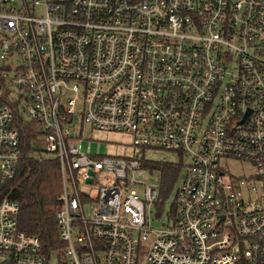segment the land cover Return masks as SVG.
<instances>
[{
    "label": "built area",
    "instance_id": "built-area-1",
    "mask_svg": "<svg viewBox=\"0 0 264 264\" xmlns=\"http://www.w3.org/2000/svg\"><path fill=\"white\" fill-rule=\"evenodd\" d=\"M0 64V264L58 259L7 190L17 101L59 162L60 264H264V0H0ZM86 126L132 154H97ZM145 150L190 160L162 227Z\"/></svg>",
    "mask_w": 264,
    "mask_h": 264
},
{
    "label": "trees",
    "instance_id": "trees-1",
    "mask_svg": "<svg viewBox=\"0 0 264 264\" xmlns=\"http://www.w3.org/2000/svg\"><path fill=\"white\" fill-rule=\"evenodd\" d=\"M3 79L0 78V82ZM14 110L13 128L20 137V161L17 173L7 185L10 198L20 205L18 228L33 234L40 240L42 251L49 258L62 259L64 244L60 240L56 214L60 209L58 195L61 191L59 162L53 155H47L40 139L41 131L35 122L28 121L22 113L20 102L11 103ZM152 170L163 173L161 192L158 194L156 208L158 217L163 204L176 179L178 164L143 160ZM169 173L167 177L164 174ZM166 188V190H165ZM175 207L173 209V213Z\"/></svg>",
    "mask_w": 264,
    "mask_h": 264
},
{
    "label": "rangeland",
    "instance_id": "rangeland-1",
    "mask_svg": "<svg viewBox=\"0 0 264 264\" xmlns=\"http://www.w3.org/2000/svg\"><path fill=\"white\" fill-rule=\"evenodd\" d=\"M1 66V64H0ZM86 136L93 140L91 145L93 150L99 155H131V146L133 143L132 136L125 132H114V131H101L93 130L91 131L89 127L86 126ZM128 148V150L125 149ZM145 160L146 161H158L166 162L170 164H178L180 168L176 174V179L170 192L165 199L163 204V210L159 216L156 218V227H162L168 219V215L173 211L175 204V196L178 187L180 186L183 175L187 170V166L190 164L188 158H182L181 155L175 152L163 151V150H145ZM226 166L230 170L231 174L239 175L245 174L250 175L253 172V167L248 162H240L236 160L226 161ZM170 173V172H169ZM169 173L164 174L166 178ZM137 178L142 181V184L138 189L143 192L146 186H153L158 190V194L161 192V183L163 178L162 171L152 170L149 167H142L137 171ZM166 190V188H165ZM51 264H60L59 260L53 259Z\"/></svg>",
    "mask_w": 264,
    "mask_h": 264
}]
</instances>
